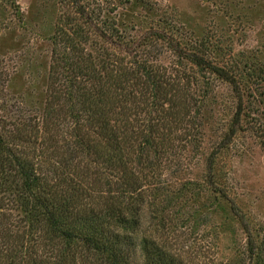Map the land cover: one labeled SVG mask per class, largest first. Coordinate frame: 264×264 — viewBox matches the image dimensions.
I'll list each match as a JSON object with an SVG mask.
<instances>
[{
  "label": "rangeland",
  "instance_id": "1",
  "mask_svg": "<svg viewBox=\"0 0 264 264\" xmlns=\"http://www.w3.org/2000/svg\"><path fill=\"white\" fill-rule=\"evenodd\" d=\"M80 3L91 22L61 0H0V133L19 139L22 149L35 145L32 152L49 170V87L61 76L62 58L82 50L94 56L122 52L106 42L119 40L114 28L129 44L151 38L152 46L140 53L170 81L186 74L195 93L187 112L191 124L182 135L192 144L174 140L169 153L182 156L173 166L158 167L163 177L178 174L170 187L181 194L170 212L177 227L168 226L160 240L192 264H249L242 217L257 251L251 262L264 264V0ZM155 38L162 39L154 45ZM223 70L236 75L243 94L244 115L234 137L240 103L219 75ZM211 156L214 184L208 179ZM149 212L143 215L145 234L152 231Z\"/></svg>",
  "mask_w": 264,
  "mask_h": 264
},
{
  "label": "trees",
  "instance_id": "2",
  "mask_svg": "<svg viewBox=\"0 0 264 264\" xmlns=\"http://www.w3.org/2000/svg\"><path fill=\"white\" fill-rule=\"evenodd\" d=\"M61 2L92 21L80 0ZM114 31L119 40L108 36L106 42L122 52L94 56L82 50L58 64L61 79L49 87V170L32 152L35 145L22 149L19 139L0 133V264H192L160 240L168 226L177 227L170 212L181 194L170 187L178 174L169 179L158 170L182 156L169 153L174 140L192 144L182 138L191 124V81L186 74L170 81L140 53L152 46L151 38L129 44ZM219 75L240 103L234 137L244 115L243 94L236 75ZM179 107L187 109L183 116ZM208 171L214 184L213 156ZM187 189L181 185L178 192ZM146 209L149 234L142 232ZM241 219L252 264L257 251Z\"/></svg>",
  "mask_w": 264,
  "mask_h": 264
}]
</instances>
